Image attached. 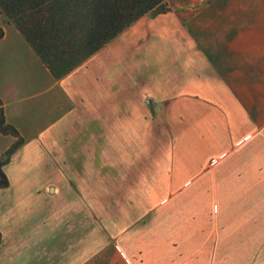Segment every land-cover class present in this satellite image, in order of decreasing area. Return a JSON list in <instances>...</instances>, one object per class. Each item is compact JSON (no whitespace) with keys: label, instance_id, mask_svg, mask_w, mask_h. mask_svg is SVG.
Instances as JSON below:
<instances>
[{"label":"crops","instance_id":"obj_1","mask_svg":"<svg viewBox=\"0 0 264 264\" xmlns=\"http://www.w3.org/2000/svg\"><path fill=\"white\" fill-rule=\"evenodd\" d=\"M167 6L60 78L0 19V264H264V0Z\"/></svg>","mask_w":264,"mask_h":264},{"label":"trees","instance_id":"obj_2","mask_svg":"<svg viewBox=\"0 0 264 264\" xmlns=\"http://www.w3.org/2000/svg\"><path fill=\"white\" fill-rule=\"evenodd\" d=\"M167 10V0H0V12L55 78L67 74L142 16ZM0 131L17 137L0 158L1 166L23 138L5 124L1 109ZM7 183L0 168V187Z\"/></svg>","mask_w":264,"mask_h":264},{"label":"rangeland","instance_id":"obj_3","mask_svg":"<svg viewBox=\"0 0 264 264\" xmlns=\"http://www.w3.org/2000/svg\"><path fill=\"white\" fill-rule=\"evenodd\" d=\"M0 19H3V21L5 23H9L10 21L0 12ZM95 203H100L101 200H97L95 199L94 200ZM148 215H144L143 218L147 217ZM78 222L79 223H84L86 222V216L85 215H78ZM113 215H94V224H95V233H94V236H95V254L97 253L96 250L100 249V238H101V230H102V226H103V223L104 222H110V219L112 220L113 219ZM88 219H89V216H88ZM103 232V231H102ZM0 240H1V233H0ZM96 241H99L98 242V248H96V244L97 242Z\"/></svg>","mask_w":264,"mask_h":264}]
</instances>
